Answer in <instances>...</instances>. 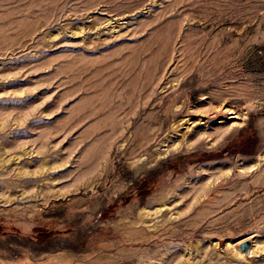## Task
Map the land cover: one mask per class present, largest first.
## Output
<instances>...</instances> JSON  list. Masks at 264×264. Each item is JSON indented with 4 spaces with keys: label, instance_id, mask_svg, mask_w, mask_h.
Here are the masks:
<instances>
[{
    "label": "rangeland",
    "instance_id": "1",
    "mask_svg": "<svg viewBox=\"0 0 264 264\" xmlns=\"http://www.w3.org/2000/svg\"><path fill=\"white\" fill-rule=\"evenodd\" d=\"M0 264H264V0H0Z\"/></svg>",
    "mask_w": 264,
    "mask_h": 264
},
{
    "label": "water",
    "instance_id": "2",
    "mask_svg": "<svg viewBox=\"0 0 264 264\" xmlns=\"http://www.w3.org/2000/svg\"><path fill=\"white\" fill-rule=\"evenodd\" d=\"M251 245V240L247 239L238 244L239 248L245 253H248L249 247Z\"/></svg>",
    "mask_w": 264,
    "mask_h": 264
},
{
    "label": "bare ground",
    "instance_id": "3",
    "mask_svg": "<svg viewBox=\"0 0 264 264\" xmlns=\"http://www.w3.org/2000/svg\"><path fill=\"white\" fill-rule=\"evenodd\" d=\"M163 104H164V102H160V105H161V106H163ZM163 110H166V108L163 107ZM253 247H254V246H253ZM252 251H253L252 248H250V250H249V254H250Z\"/></svg>",
    "mask_w": 264,
    "mask_h": 264
}]
</instances>
